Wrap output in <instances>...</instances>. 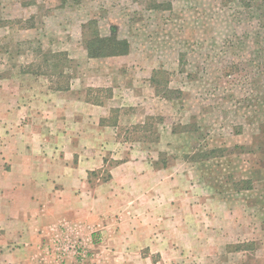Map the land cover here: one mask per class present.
I'll list each match as a JSON object with an SVG mask.
<instances>
[{
  "label": "rangeland",
  "instance_id": "obj_1",
  "mask_svg": "<svg viewBox=\"0 0 264 264\" xmlns=\"http://www.w3.org/2000/svg\"><path fill=\"white\" fill-rule=\"evenodd\" d=\"M0 111L60 191L42 264H264V0H0Z\"/></svg>",
  "mask_w": 264,
  "mask_h": 264
},
{
  "label": "crops",
  "instance_id": "obj_2",
  "mask_svg": "<svg viewBox=\"0 0 264 264\" xmlns=\"http://www.w3.org/2000/svg\"><path fill=\"white\" fill-rule=\"evenodd\" d=\"M17 99L24 103L17 105L10 94L6 113H14L15 120L31 106L20 95ZM29 128L26 122L0 123V264H42L44 210L49 202L60 203L59 189L49 182L46 141Z\"/></svg>",
  "mask_w": 264,
  "mask_h": 264
},
{
  "label": "trees",
  "instance_id": "obj_3",
  "mask_svg": "<svg viewBox=\"0 0 264 264\" xmlns=\"http://www.w3.org/2000/svg\"><path fill=\"white\" fill-rule=\"evenodd\" d=\"M87 53H88V57L91 59H95V58H102L104 57V53H93L91 50V47H87Z\"/></svg>",
  "mask_w": 264,
  "mask_h": 264
}]
</instances>
